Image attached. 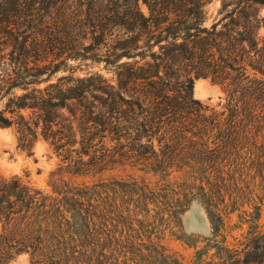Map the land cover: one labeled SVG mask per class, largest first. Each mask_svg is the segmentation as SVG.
<instances>
[{
    "label": "trees",
    "instance_id": "obj_1",
    "mask_svg": "<svg viewBox=\"0 0 264 264\" xmlns=\"http://www.w3.org/2000/svg\"><path fill=\"white\" fill-rule=\"evenodd\" d=\"M212 1L0 0V128L61 161L51 192L0 176V264H184L166 241L195 201L212 232L184 241L192 264H264V0L208 26Z\"/></svg>",
    "mask_w": 264,
    "mask_h": 264
},
{
    "label": "rangeland",
    "instance_id": "obj_2",
    "mask_svg": "<svg viewBox=\"0 0 264 264\" xmlns=\"http://www.w3.org/2000/svg\"><path fill=\"white\" fill-rule=\"evenodd\" d=\"M142 9L147 12L148 8L141 3ZM234 5H226L222 10L221 0H213L206 6L208 13L207 25H211L214 20L222 17V11L231 10ZM261 14L264 15V8H261ZM263 32V30H262ZM68 69L74 71L75 75H84L88 72L103 71V64L93 63L91 61H70ZM69 74L68 71H61L56 74L55 78ZM194 94L196 98L210 104L211 106L220 107L226 102V92L224 87L211 78H199L195 81ZM60 157L43 138H39L33 148L31 154L19 146L17 135L14 128H0V176L19 175L29 180L33 185L45 191H52V173L57 170L60 165ZM122 167H118L114 171L107 172V176L111 174L123 173ZM127 173L133 170H126ZM136 175H142L135 172ZM90 179V178H89ZM86 179V180H89ZM84 178H77V181ZM262 224H264V203L262 205ZM183 232L186 238L185 242L196 243L197 239L206 237L211 234L212 228L205 210V207L198 201H195L182 215ZM176 238H169L166 244L173 251H176L182 257L184 264H192L191 261L195 257L196 249L190 247L187 243ZM31 255L28 252L17 254L10 264H30Z\"/></svg>",
    "mask_w": 264,
    "mask_h": 264
}]
</instances>
